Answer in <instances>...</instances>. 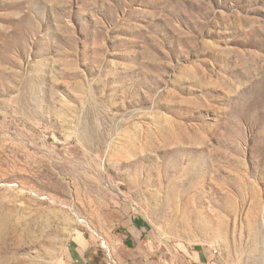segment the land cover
<instances>
[{
	"label": "rangeland",
	"instance_id": "rangeland-1",
	"mask_svg": "<svg viewBox=\"0 0 264 264\" xmlns=\"http://www.w3.org/2000/svg\"><path fill=\"white\" fill-rule=\"evenodd\" d=\"M117 209L264 264V0H0V264H117Z\"/></svg>",
	"mask_w": 264,
	"mask_h": 264
},
{
	"label": "crops",
	"instance_id": "crops-1",
	"mask_svg": "<svg viewBox=\"0 0 264 264\" xmlns=\"http://www.w3.org/2000/svg\"><path fill=\"white\" fill-rule=\"evenodd\" d=\"M116 221L105 231L115 250L117 264H219L212 249L205 246L177 245L164 249L153 238L151 228L139 215L129 216L117 209ZM77 245L69 252L65 264H96L88 251L96 248L92 233L77 236ZM94 259V261H93Z\"/></svg>",
	"mask_w": 264,
	"mask_h": 264
},
{
	"label": "built area",
	"instance_id": "built-area-1",
	"mask_svg": "<svg viewBox=\"0 0 264 264\" xmlns=\"http://www.w3.org/2000/svg\"><path fill=\"white\" fill-rule=\"evenodd\" d=\"M216 252V251H215ZM116 264V263H115Z\"/></svg>",
	"mask_w": 264,
	"mask_h": 264
}]
</instances>
